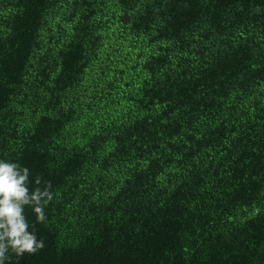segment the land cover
Returning <instances> with one entry per match:
<instances>
[{
    "label": "trees",
    "instance_id": "trees-1",
    "mask_svg": "<svg viewBox=\"0 0 264 264\" xmlns=\"http://www.w3.org/2000/svg\"><path fill=\"white\" fill-rule=\"evenodd\" d=\"M0 157L13 264H264V0H0Z\"/></svg>",
    "mask_w": 264,
    "mask_h": 264
},
{
    "label": "clouds",
    "instance_id": "clouds-1",
    "mask_svg": "<svg viewBox=\"0 0 264 264\" xmlns=\"http://www.w3.org/2000/svg\"><path fill=\"white\" fill-rule=\"evenodd\" d=\"M51 189V183L42 177L32 178L27 166L0 157V264H13V254L20 258L45 246L36 224L48 222L45 209L55 196ZM28 210L34 214V222L29 220Z\"/></svg>",
    "mask_w": 264,
    "mask_h": 264
}]
</instances>
